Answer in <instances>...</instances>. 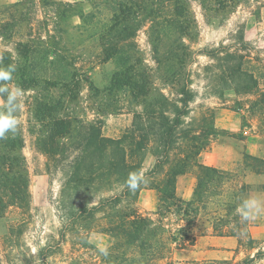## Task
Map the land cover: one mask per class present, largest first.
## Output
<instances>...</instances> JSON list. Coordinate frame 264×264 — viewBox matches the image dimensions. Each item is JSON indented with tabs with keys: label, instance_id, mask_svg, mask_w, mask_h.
Masks as SVG:
<instances>
[{
	"label": "trees",
	"instance_id": "obj_1",
	"mask_svg": "<svg viewBox=\"0 0 264 264\" xmlns=\"http://www.w3.org/2000/svg\"><path fill=\"white\" fill-rule=\"evenodd\" d=\"M108 14L103 18L101 38L104 59H115L116 66L106 89H128L132 98L141 105L134 112L133 131L118 138L101 135L98 125L81 121L69 113L77 81L66 71L50 74L35 73L34 52L28 41L16 42L18 59L6 52L0 58V67L15 64L13 81L9 83L32 89L33 112L45 135L41 149L49 154L59 153L62 140L76 139V154L71 171L61 189V208L67 212L77 228H87L89 220L103 213L105 222L98 229L111 238L108 255L100 254V264H254L264 258V250L240 260L204 258L200 260H174L177 252L195 244L201 236L247 235L249 221H242L237 209L245 200L250 184L240 177L250 172L264 178V158L243 153L238 168L224 170L201 162L206 138L216 134L212 115L199 119L198 128L184 126L194 99L190 65L197 54L221 59L220 81L227 89L249 94L258 89L259 78L246 64L245 54L230 52L220 45L212 50H193L188 42L196 35V22L186 0H103ZM231 0H202L223 5ZM201 2V0H200ZM49 5L48 0L43 1ZM20 3L1 7L0 13L12 14ZM51 4H56L52 1ZM73 11L70 2L56 6L58 18H68ZM82 23L94 17L93 12L79 14ZM11 19V20H12ZM148 23L149 42L154 60L162 65L163 79L170 83L172 92L153 91L146 75L132 62V55L123 54L120 44L136 35ZM15 26L9 20H0V30ZM132 47V44H131ZM221 49H225L224 51ZM49 65L56 58L64 69L70 63L60 48L50 44L43 47ZM222 54L223 56H221ZM8 85V86H9ZM55 89L57 92H55ZM264 104V92L251 102L249 110L259 112ZM256 107V108H255ZM264 113V111L262 112ZM22 137L18 131L0 139V216L11 206L24 207L28 203V170L22 154ZM155 156V162L145 175L148 183L134 193L122 187L131 172H140L146 152ZM195 172L196 183L190 199L176 194L178 175ZM118 185L119 191L109 195H95L101 189L110 190ZM150 187L157 191V207L152 215L142 214L133 206L138 192ZM232 189L228 193V189ZM258 188L264 191V180ZM125 202L126 206L121 207ZM65 211V210H64ZM251 241V239L249 238Z\"/></svg>",
	"mask_w": 264,
	"mask_h": 264
},
{
	"label": "rangeland",
	"instance_id": "obj_2",
	"mask_svg": "<svg viewBox=\"0 0 264 264\" xmlns=\"http://www.w3.org/2000/svg\"><path fill=\"white\" fill-rule=\"evenodd\" d=\"M43 1L0 0V9L14 2L20 3L12 13L13 19L10 14L0 13V20L7 19L15 25L0 30V58L6 52L17 60L16 42L28 41L34 49L31 58L36 63L37 75L64 70L68 76L74 74L77 84L68 104V111L74 118L83 124L98 125L105 137L118 138L126 132L131 133L134 112L140 111L141 105L128 89H106L116 69L115 59H104L101 38L102 21L108 14L107 4L103 0H48L50 4L44 5ZM52 1L56 4H51ZM64 2L73 4V11L68 18H58L56 6ZM186 2L196 22V35L188 42L191 48L208 51L222 45L230 52L245 54L246 64L259 78L258 89L253 93H236L227 89L219 79L221 59L197 54L190 65V88L194 99L189 104L191 110L184 118V126L198 128L199 119L211 114L216 128V134L206 138L207 146L201 152V162L203 159L205 164L224 170L234 169L242 174L238 163L243 153L264 158V104L257 106L259 112L249 110L258 93L264 92V0H231L223 5L202 4V0ZM88 12H93L94 17L82 23L78 15ZM142 24L133 38L120 44V50L133 56L132 62L146 75L154 92L169 91L174 96L170 83L162 78L163 64L157 69L148 37L149 24ZM50 44L71 57L68 59L70 65L63 69L56 58L49 65L42 50L44 46L50 48ZM9 87L17 86L10 84ZM19 89L22 100L16 115L20 121L22 154L28 170V203L24 207L11 206L0 216V264H100L98 245L108 247L112 241L98 229V225L105 222L104 214L97 213L95 220L87 222V228L80 229L73 225V219L67 213L69 205L66 203V207L61 208V189L71 171L77 140L64 139L59 153H45L40 140L46 133L36 120L31 104L35 91ZM2 102L0 100V104ZM219 159L223 164L217 161ZM154 162L155 156L147 151L140 172L145 174ZM182 176L179 182L176 178V194L183 199L187 194L190 199L196 183L195 172ZM192 177L193 182H190ZM240 179L250 184L246 199L258 197L264 200V191L258 188L264 180L262 175L247 172ZM118 189V185L110 190L101 189L91 204L99 195L113 194ZM227 192L231 193L232 189ZM124 206L126 204L122 202L121 207ZM133 206L142 214L152 215L157 207V191L142 188ZM258 250H264V212L249 220L247 235L231 237L229 241L200 238L194 246L177 252L174 260H240L253 256ZM254 264H264V258Z\"/></svg>",
	"mask_w": 264,
	"mask_h": 264
},
{
	"label": "clouds",
	"instance_id": "obj_3",
	"mask_svg": "<svg viewBox=\"0 0 264 264\" xmlns=\"http://www.w3.org/2000/svg\"><path fill=\"white\" fill-rule=\"evenodd\" d=\"M16 71V65L12 64L7 67H0V139L7 138L10 134H15L20 126V121L16 113L19 110L22 100V92L19 87H9V83L13 81V74ZM148 183V178L143 172H131L123 182L122 187L127 188L129 192H135L144 184ZM242 221L255 219L257 215L264 212V200L258 197H250L242 201L237 209ZM43 244V241H41ZM36 249L33 248V252ZM98 252L103 256H107L108 247L106 245H98Z\"/></svg>",
	"mask_w": 264,
	"mask_h": 264
},
{
	"label": "crops",
	"instance_id": "obj_4",
	"mask_svg": "<svg viewBox=\"0 0 264 264\" xmlns=\"http://www.w3.org/2000/svg\"><path fill=\"white\" fill-rule=\"evenodd\" d=\"M220 164H223V160H217ZM202 162L205 164V162H204V160L202 159ZM208 165V164H207ZM182 174L181 175H178L177 176V179H178V182L179 181H181L182 180ZM190 179V182H193V179H194V177H192V178H189ZM185 199H189V195H187L186 194V196H185ZM204 237H210V238H216V239H223V240H228L229 241V239L232 237V236H201V237H199L197 240H196V242H195V244L199 241V239L200 238H204ZM194 244V245H195ZM194 245H192V246H194ZM192 246H190V247H192ZM189 248V247H188ZM187 248V249H188ZM187 249H184V250H187Z\"/></svg>",
	"mask_w": 264,
	"mask_h": 264
}]
</instances>
